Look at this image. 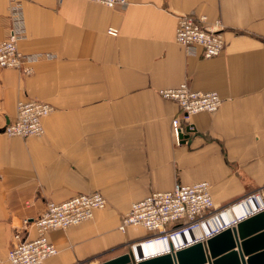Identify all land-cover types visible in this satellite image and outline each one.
Returning a JSON list of instances; mask_svg holds the SVG:
<instances>
[{"label":"crops","instance_id":"1","mask_svg":"<svg viewBox=\"0 0 264 264\" xmlns=\"http://www.w3.org/2000/svg\"><path fill=\"white\" fill-rule=\"evenodd\" d=\"M30 75L0 68V264L15 230L29 238L47 201L97 190L106 206L91 218L47 232L57 252L41 264L98 263L144 235L118 225L130 204L175 183L210 184L225 205L264 184V0H24ZM182 13L219 17L226 44L204 58L175 41ZM7 0H0V40ZM117 30L116 35L108 28ZM185 81L215 90L214 112L189 116L193 128L174 142L177 103L157 90ZM18 99L49 102L40 136H8ZM106 252L102 257L101 253Z\"/></svg>","mask_w":264,"mask_h":264},{"label":"built area","instance_id":"2","mask_svg":"<svg viewBox=\"0 0 264 264\" xmlns=\"http://www.w3.org/2000/svg\"><path fill=\"white\" fill-rule=\"evenodd\" d=\"M23 1L7 0L6 36L0 40V68H16L22 75H30L33 71L31 63L37 55H26L19 48V42L25 37ZM91 1L118 8L125 7L128 3V0ZM176 18L174 38L178 44L188 50L199 46L201 56L204 58L214 57L223 50L226 44L225 27L219 17L209 19L204 14L182 13ZM107 31L112 35L117 34V30L113 27H109ZM157 92L161 97L175 101L180 109L181 116L176 115L171 119L172 137L176 143H180L184 133L193 128L188 122L190 115L200 111L214 112L222 102L217 91L195 90L185 81L173 87L160 88ZM53 109L54 106L49 102L18 99L15 116L3 125L2 132L8 136H40L43 133L42 117ZM258 196L264 200V184L227 206L238 200ZM105 206L106 199L97 190L78 193L61 202L47 201L37 216L26 217L22 221L25 228L28 223L33 225L35 235L32 238L27 237L28 232L26 235L21 230L13 232L6 260L9 264H41L57 252L55 245L47 236L49 230L78 224L91 218L94 209ZM216 209L208 181L201 180L191 184L175 183L171 189L153 191L142 199L133 201L127 213L122 216L118 228L125 230L127 226L133 225L141 226L146 230L144 235L128 242L129 249L133 245L138 246L142 241L169 242L173 237L186 232L199 233L202 237L204 223L220 211ZM259 209H264V206L250 210L246 215H251ZM222 229L224 227L221 225L212 226L206 236L197 241H203ZM194 242L179 241L173 249H180ZM167 251H170V246L165 252ZM87 264L97 263L88 261Z\"/></svg>","mask_w":264,"mask_h":264},{"label":"water","instance_id":"3","mask_svg":"<svg viewBox=\"0 0 264 264\" xmlns=\"http://www.w3.org/2000/svg\"><path fill=\"white\" fill-rule=\"evenodd\" d=\"M97 264H264V209L180 249L136 259L128 248Z\"/></svg>","mask_w":264,"mask_h":264},{"label":"bare ground","instance_id":"4","mask_svg":"<svg viewBox=\"0 0 264 264\" xmlns=\"http://www.w3.org/2000/svg\"><path fill=\"white\" fill-rule=\"evenodd\" d=\"M261 206H264V200L261 196H258L257 198L253 197L249 199L238 200L224 209H221L216 215L209 219L208 222L204 223L202 237L199 233L192 234L190 232H186L180 234L178 237H173L169 242L165 240L142 241L138 246H131L130 250L136 259L163 253L167 250L168 246L172 245L173 247L177 245L179 241L184 242L186 240H190V242H194L202 239L206 236L207 232H209L212 226L215 227L221 225L224 228L230 227L235 223V221L247 216L246 214L250 210H257Z\"/></svg>","mask_w":264,"mask_h":264},{"label":"rangeland","instance_id":"5","mask_svg":"<svg viewBox=\"0 0 264 264\" xmlns=\"http://www.w3.org/2000/svg\"><path fill=\"white\" fill-rule=\"evenodd\" d=\"M229 203H231V202H229ZM229 203H227V204H225V205H217V204L215 203L216 206H217L216 211H217V210H221L222 208L226 207ZM127 249H128V246L124 247V249H122V250L125 251V250H127Z\"/></svg>","mask_w":264,"mask_h":264},{"label":"trees","instance_id":"6","mask_svg":"<svg viewBox=\"0 0 264 264\" xmlns=\"http://www.w3.org/2000/svg\"><path fill=\"white\" fill-rule=\"evenodd\" d=\"M105 254H107V253H106V252L101 253V254L99 255V257H102V256H104Z\"/></svg>","mask_w":264,"mask_h":264}]
</instances>
